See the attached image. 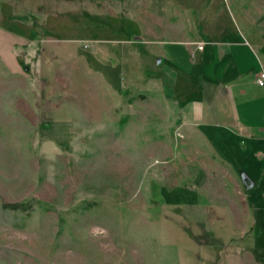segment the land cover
Segmentation results:
<instances>
[{
	"label": "rangeland",
	"instance_id": "1",
	"mask_svg": "<svg viewBox=\"0 0 264 264\" xmlns=\"http://www.w3.org/2000/svg\"><path fill=\"white\" fill-rule=\"evenodd\" d=\"M191 9L252 78L264 0H0V264H264V130L184 121L157 62Z\"/></svg>",
	"mask_w": 264,
	"mask_h": 264
},
{
	"label": "crops",
	"instance_id": "2",
	"mask_svg": "<svg viewBox=\"0 0 264 264\" xmlns=\"http://www.w3.org/2000/svg\"><path fill=\"white\" fill-rule=\"evenodd\" d=\"M191 10L194 14V10ZM211 15L209 12L200 17L193 15L191 21L196 26L191 32L192 38L185 41L190 43L191 47H167V56L160 54L162 63L167 59L175 66L165 67L175 76L178 100L188 101L182 112L184 121H193L200 125L204 113H208L209 122L214 117L215 112L212 111L217 107L220 109L219 115H216L221 118V124L231 125L243 121L248 130L256 127L258 131H262L264 90L252 96L248 88L250 83H253L252 80L257 84V72L264 68V59L259 58L252 78H246L244 71L248 65L247 70L252 69V63L255 62L254 52L238 45L242 43L241 40L235 41L234 45L232 41L225 39L223 32L218 33L211 21ZM198 43H203L202 49H198ZM195 55L196 60L190 58ZM195 68L201 73L195 75Z\"/></svg>",
	"mask_w": 264,
	"mask_h": 264
},
{
	"label": "water",
	"instance_id": "3",
	"mask_svg": "<svg viewBox=\"0 0 264 264\" xmlns=\"http://www.w3.org/2000/svg\"><path fill=\"white\" fill-rule=\"evenodd\" d=\"M162 58L158 57L157 62L161 63ZM241 179L245 185L246 189H251L255 186V180L249 175V173L245 170H242L240 173Z\"/></svg>",
	"mask_w": 264,
	"mask_h": 264
},
{
	"label": "built area",
	"instance_id": "4",
	"mask_svg": "<svg viewBox=\"0 0 264 264\" xmlns=\"http://www.w3.org/2000/svg\"><path fill=\"white\" fill-rule=\"evenodd\" d=\"M203 48V43H198V49ZM256 81L260 86H264V68H261V70L258 72L256 76Z\"/></svg>",
	"mask_w": 264,
	"mask_h": 264
},
{
	"label": "trees",
	"instance_id": "5",
	"mask_svg": "<svg viewBox=\"0 0 264 264\" xmlns=\"http://www.w3.org/2000/svg\"><path fill=\"white\" fill-rule=\"evenodd\" d=\"M7 206H10V207H15V208H17L19 205H18V204H9V205H7Z\"/></svg>",
	"mask_w": 264,
	"mask_h": 264
}]
</instances>
